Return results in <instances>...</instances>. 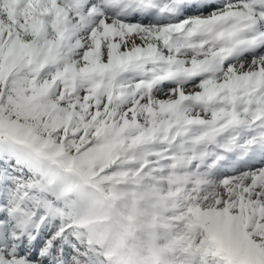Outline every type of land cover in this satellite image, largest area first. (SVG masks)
I'll return each instance as SVG.
<instances>
[{"label": "snow or ice", "instance_id": "6c2138e0", "mask_svg": "<svg viewBox=\"0 0 264 264\" xmlns=\"http://www.w3.org/2000/svg\"><path fill=\"white\" fill-rule=\"evenodd\" d=\"M0 264H264V0H0Z\"/></svg>", "mask_w": 264, "mask_h": 264}]
</instances>
